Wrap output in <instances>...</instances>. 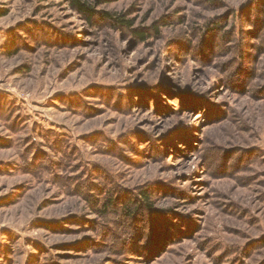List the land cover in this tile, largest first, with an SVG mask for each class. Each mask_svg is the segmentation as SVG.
I'll return each instance as SVG.
<instances>
[{"label":"rangeland","instance_id":"1","mask_svg":"<svg viewBox=\"0 0 264 264\" xmlns=\"http://www.w3.org/2000/svg\"><path fill=\"white\" fill-rule=\"evenodd\" d=\"M88 1L0 0V264H264V0Z\"/></svg>","mask_w":264,"mask_h":264},{"label":"trees","instance_id":"2","mask_svg":"<svg viewBox=\"0 0 264 264\" xmlns=\"http://www.w3.org/2000/svg\"><path fill=\"white\" fill-rule=\"evenodd\" d=\"M71 3H72V6L77 8L80 12H82V13L86 14L87 16H89V20H91L90 16L92 15L93 10L90 7V4H89L88 0H71Z\"/></svg>","mask_w":264,"mask_h":264}]
</instances>
